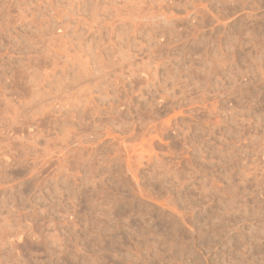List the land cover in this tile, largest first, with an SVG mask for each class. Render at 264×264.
Wrapping results in <instances>:
<instances>
[{
    "label": "rangeland",
    "instance_id": "1",
    "mask_svg": "<svg viewBox=\"0 0 264 264\" xmlns=\"http://www.w3.org/2000/svg\"><path fill=\"white\" fill-rule=\"evenodd\" d=\"M0 264H264V0H0Z\"/></svg>",
    "mask_w": 264,
    "mask_h": 264
}]
</instances>
